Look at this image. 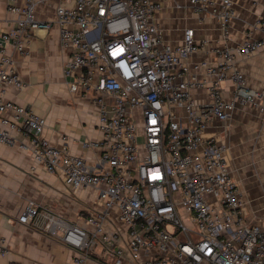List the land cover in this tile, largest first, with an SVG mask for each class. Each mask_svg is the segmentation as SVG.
I'll use <instances>...</instances> for the list:
<instances>
[{
	"label": "built area",
	"instance_id": "built-area-1",
	"mask_svg": "<svg viewBox=\"0 0 264 264\" xmlns=\"http://www.w3.org/2000/svg\"><path fill=\"white\" fill-rule=\"evenodd\" d=\"M43 1L8 0L16 18L0 35V141L15 144V134H22L17 145L30 152L34 166L60 172L72 187L96 188L101 213L88 217L93 227L87 228L30 202L19 221L59 239L81 264L99 241L108 248L120 242L119 230H107L104 220H120L127 228L112 264H264V222L246 220L225 145L203 137L214 119L227 120L238 103L264 112L262 92L248 86L235 66L238 57L264 48V36L231 43L234 0H188L196 14L217 22L215 64H190L201 47L193 27L184 29L180 42L165 39L157 0H60L53 21L37 18ZM255 24L264 28V16ZM53 25L67 52L63 73L70 90L100 94L103 139L90 144L101 148L95 164L52 145L42 136L46 118L4 97L6 86H26L16 54L26 53L35 29ZM228 80L231 99L222 86ZM196 89H206L210 101L197 106ZM9 252L0 234V256Z\"/></svg>",
	"mask_w": 264,
	"mask_h": 264
},
{
	"label": "crops",
	"instance_id": "crops-1",
	"mask_svg": "<svg viewBox=\"0 0 264 264\" xmlns=\"http://www.w3.org/2000/svg\"><path fill=\"white\" fill-rule=\"evenodd\" d=\"M162 4L156 17L167 41L177 43L186 27H193L201 47L190 57V64L207 60L219 61L213 52L220 32L215 19L205 13L196 14L188 0H157ZM60 0H44L37 6L39 20L53 21ZM75 0H70L73 5ZM181 4L182 7H178ZM235 16L231 22V43L264 36V28L256 20L264 16V0H234ZM16 15L8 11V0H0V35L14 25ZM207 40V42H203ZM67 52L62 48L60 30L37 28L27 45L25 54H16L15 61L23 89L5 87V99L25 106L46 118L42 136L57 147L72 154L85 156L88 163L98 162L103 132L99 127L100 94L94 89L70 90L69 79L63 73ZM236 68L244 75L245 83L262 92L264 106V48L245 57H238ZM204 76L203 70H192ZM224 97L233 96V83H223ZM197 106L210 101L206 89L192 91ZM16 143L0 141V234L9 245L10 252L0 256V264H81L66 244L34 223H22L30 202L41 211L62 216L81 226L93 227L87 222L92 213H101L98 190L92 186L75 188L67 184L60 172H49L43 166H34L29 151L17 143L24 136L16 133ZM205 140L214 138L225 145L224 156L232 176L238 182L245 217L249 222H264V112L251 104L236 105L227 120L214 119L203 133ZM40 220H45L41 218ZM105 228L116 227L120 242L108 248L99 241L86 264H112L115 249L125 245L127 228L120 220H104ZM126 256L129 254L126 250Z\"/></svg>",
	"mask_w": 264,
	"mask_h": 264
},
{
	"label": "rangeland",
	"instance_id": "rangeland-1",
	"mask_svg": "<svg viewBox=\"0 0 264 264\" xmlns=\"http://www.w3.org/2000/svg\"><path fill=\"white\" fill-rule=\"evenodd\" d=\"M144 141V137H143V135L141 134L140 135V142L142 143ZM170 229H171V227H169Z\"/></svg>",
	"mask_w": 264,
	"mask_h": 264
}]
</instances>
